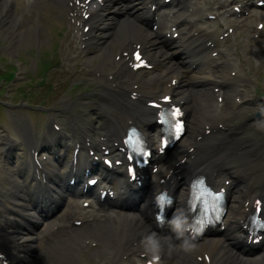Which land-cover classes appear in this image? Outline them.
Returning <instances> with one entry per match:
<instances>
[{
  "label": "bare ground",
  "instance_id": "bare-ground-1",
  "mask_svg": "<svg viewBox=\"0 0 264 264\" xmlns=\"http://www.w3.org/2000/svg\"><path fill=\"white\" fill-rule=\"evenodd\" d=\"M55 3H65L69 0H53ZM9 12L11 16L7 21H5V15ZM136 14V17L130 18L129 15ZM19 19V16L13 9L9 8L7 2L4 0L0 1V28L3 29L6 33V36H10L9 40L11 41L10 45L14 46L15 48L21 46L22 48L27 47L30 43H34L36 38V33L34 30L33 25H27L23 28L16 30L15 23ZM144 20L141 17L140 13L134 9V12H127L126 17L123 20H120L118 23L112 24L111 31L109 32L112 37L118 42L119 45L128 42V41H135V42H142L149 48L150 51L147 50V53L152 55V58L159 59L158 66H162L163 68L166 67L165 71L162 69L160 72L155 75H152L151 79H148L150 83L155 82L159 83L163 81L166 77H174V76H181L180 72L174 70V67L169 66L170 60L174 61L175 59H171L172 52L171 49L163 47V42L158 37H153L151 33H148L144 28L143 24ZM43 42V38H42ZM43 43H41L42 45ZM103 51L102 57L103 60L109 57L110 55V48L103 47L101 49ZM101 55H97L95 59ZM104 64L107 61H103ZM109 60V59H108ZM176 62V61H175ZM177 64V62L175 63ZM114 67L118 74H121L124 70L123 60L119 63H115ZM179 71V70H178ZM169 78V79H170ZM183 81H186L183 78ZM189 83V82H188ZM204 82L202 81L201 84ZM204 86V87H203ZM205 88V85H197L193 88V92L196 96L195 104H192L190 95H188V91L186 95H182L179 99L184 101V111L187 115L195 114L192 122H194V127L191 128L190 133L192 135H196L197 130L202 127L203 125L210 122L209 117L213 114L212 108L206 107L203 108V100L206 99L208 92L204 90V93H198V90ZM207 93V94H206ZM180 95V92L177 91L176 97ZM211 95V93H210ZM116 114L115 112H112ZM205 115H204V114ZM47 176H51L52 171L49 169L45 170ZM44 172V173H45ZM237 209L235 205H233L232 214L235 213ZM119 219L112 221H107L104 223H92L88 228H75L74 233L69 237H60V240L52 241V243L48 246V258L53 260L57 259V262H61L62 264H70L71 259L76 256L74 255V247L78 246L82 243L83 240L90 239L95 242H101L103 247H109L114 238L116 236V232L120 231L123 235H131L132 237H136L143 240V238L150 234L148 223L146 221L141 222L139 225H136L134 219L132 217H118ZM112 222V223H111ZM127 222L130 223L132 226L131 231H126L124 225L121 224ZM119 226V227H117ZM141 243V242H140ZM162 251L165 256V263L164 264H190V261L193 259V255L195 253V247L191 250H186L185 246L183 245L182 248L176 249L173 247V241L170 239H162ZM233 248L231 247L230 241L227 239H219V240H212L209 242L208 251L213 256L212 258H217L218 260H222L223 263L226 264H246L244 263L241 258L235 257V253L233 252ZM61 254V255H59ZM60 260V261H59ZM252 264H264V256L257 257L252 260ZM44 264V263H42Z\"/></svg>",
  "mask_w": 264,
  "mask_h": 264
},
{
  "label": "rangeland",
  "instance_id": "rangeland-1",
  "mask_svg": "<svg viewBox=\"0 0 264 264\" xmlns=\"http://www.w3.org/2000/svg\"><path fill=\"white\" fill-rule=\"evenodd\" d=\"M22 2L17 1L16 2V12L20 15L22 19V27H26L27 25L32 26L33 24V19L38 18L42 24V30L39 33L41 34V47L39 48V51L37 48H35L34 43H30L27 47L22 48L21 46H18L15 50V52L12 53L16 55L18 53L21 57V60H26L29 58V56H36L40 57V51L45 54H49L50 50L52 51V48L57 45L58 39L61 35V32L63 30V23H62V5L59 3H55L53 0H38L36 5L29 10L30 12L28 15H26L25 12H21L20 9L23 10L22 8ZM26 15V16H24ZM43 38V42H42ZM118 43V42H117ZM117 43L115 40L110 39L107 41L105 44L108 46V44H111V52L114 51V49L117 46ZM9 46V36H6V33L3 29L0 28V47H2V51L0 53V73L6 72L8 68V63H6V58L7 55L5 54L4 47ZM53 46V47H52ZM102 53L101 50L100 52H97L96 49L92 50V55L90 56V60L95 57L96 55ZM112 56V54H111ZM15 59V58H14ZM89 59V58H88ZM102 58L98 57L97 59L94 58L92 60V65L94 68L98 67L101 63ZM38 62V61H37ZM105 69H109L108 66H106ZM264 73V66L261 68L259 71V74ZM77 92V91H76ZM75 92V93H76ZM210 101V98H209ZM76 214V210L74 208H71L69 211V215L66 213L63 215V218H66L67 216H73ZM89 226L86 225L82 229L88 228ZM73 231H59L56 233L53 237L51 238H46L43 243H42V255L39 257L40 263L39 264H62L61 262H57V259L51 260L48 258L49 252H48V246L52 241H57L60 240V237H69L73 234ZM61 255V254H59ZM92 255L88 256L85 252L79 253V258L73 263V264H86L91 262L92 260ZM72 260V259H71ZM60 261V260H59Z\"/></svg>",
  "mask_w": 264,
  "mask_h": 264
},
{
  "label": "clouds",
  "instance_id": "clouds-1",
  "mask_svg": "<svg viewBox=\"0 0 264 264\" xmlns=\"http://www.w3.org/2000/svg\"><path fill=\"white\" fill-rule=\"evenodd\" d=\"M261 116L264 117V108L261 109ZM256 127L259 131L264 132V118L256 121ZM186 225L185 219L181 220L178 215L173 216L169 221L170 229L177 238L183 236L184 232L187 230V227H185ZM141 245L144 254L151 256L153 261L159 259V254L162 251V244L161 238L155 232L146 235L141 241ZM184 246L186 250H191L194 247V245L189 244L188 241H184Z\"/></svg>",
  "mask_w": 264,
  "mask_h": 264
},
{
  "label": "snow or ice",
  "instance_id": "snow-or-ice-1",
  "mask_svg": "<svg viewBox=\"0 0 264 264\" xmlns=\"http://www.w3.org/2000/svg\"><path fill=\"white\" fill-rule=\"evenodd\" d=\"M135 59H136V60H140V57H139L138 54L136 55ZM166 99H167V98H166ZM172 115H173V116H178V115H179V112H178V111H177V112H173ZM176 131H177V133H179V132L181 131V125H180L179 123L176 124ZM161 199H163V198L161 197ZM261 211H264V209H262V208L260 207L259 202H258V206H257V209H256V213H257V215H259V213H260ZM253 223H256V221L254 220Z\"/></svg>",
  "mask_w": 264,
  "mask_h": 264
}]
</instances>
